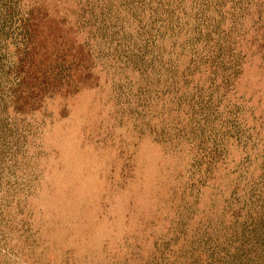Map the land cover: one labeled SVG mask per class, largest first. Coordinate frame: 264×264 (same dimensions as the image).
I'll return each mask as SVG.
<instances>
[{"label": "rangeland", "instance_id": "374dc122", "mask_svg": "<svg viewBox=\"0 0 264 264\" xmlns=\"http://www.w3.org/2000/svg\"><path fill=\"white\" fill-rule=\"evenodd\" d=\"M0 264H264V0H0Z\"/></svg>", "mask_w": 264, "mask_h": 264}]
</instances>
